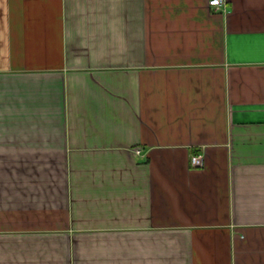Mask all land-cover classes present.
Listing matches in <instances>:
<instances>
[{"label": "crops", "instance_id": "crops-1", "mask_svg": "<svg viewBox=\"0 0 264 264\" xmlns=\"http://www.w3.org/2000/svg\"><path fill=\"white\" fill-rule=\"evenodd\" d=\"M0 264H264V0H0Z\"/></svg>", "mask_w": 264, "mask_h": 264}, {"label": "built area", "instance_id": "built-area-1", "mask_svg": "<svg viewBox=\"0 0 264 264\" xmlns=\"http://www.w3.org/2000/svg\"><path fill=\"white\" fill-rule=\"evenodd\" d=\"M226 0H208V4L215 8H221L225 5ZM139 152V149H137ZM203 155L199 153H194L191 155V164L193 167H201L203 165Z\"/></svg>", "mask_w": 264, "mask_h": 264}]
</instances>
